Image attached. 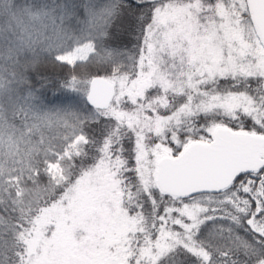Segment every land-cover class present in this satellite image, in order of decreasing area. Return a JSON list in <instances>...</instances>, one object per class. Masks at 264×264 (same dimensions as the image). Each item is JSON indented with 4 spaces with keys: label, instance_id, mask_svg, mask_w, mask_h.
<instances>
[{
    "label": "snow or ice",
    "instance_id": "snow-or-ice-1",
    "mask_svg": "<svg viewBox=\"0 0 264 264\" xmlns=\"http://www.w3.org/2000/svg\"><path fill=\"white\" fill-rule=\"evenodd\" d=\"M0 18V264H264V0Z\"/></svg>",
    "mask_w": 264,
    "mask_h": 264
},
{
    "label": "trees",
    "instance_id": "trees-1",
    "mask_svg": "<svg viewBox=\"0 0 264 264\" xmlns=\"http://www.w3.org/2000/svg\"><path fill=\"white\" fill-rule=\"evenodd\" d=\"M100 2H103V0H100ZM45 69L50 74L56 73L59 71L58 69H55L51 66H45ZM59 96H60V93H56V95H53L51 92H49L48 93V100H50L52 103H58L59 102V99H58Z\"/></svg>",
    "mask_w": 264,
    "mask_h": 264
},
{
    "label": "clouds",
    "instance_id": "clouds-1",
    "mask_svg": "<svg viewBox=\"0 0 264 264\" xmlns=\"http://www.w3.org/2000/svg\"><path fill=\"white\" fill-rule=\"evenodd\" d=\"M19 2H20L21 4H23V3H24V0H19ZM0 23H3L2 18H0Z\"/></svg>",
    "mask_w": 264,
    "mask_h": 264
}]
</instances>
